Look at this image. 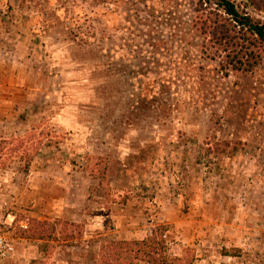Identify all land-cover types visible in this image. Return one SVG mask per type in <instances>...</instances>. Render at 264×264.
<instances>
[{"label": "rangeland", "instance_id": "obj_1", "mask_svg": "<svg viewBox=\"0 0 264 264\" xmlns=\"http://www.w3.org/2000/svg\"><path fill=\"white\" fill-rule=\"evenodd\" d=\"M214 9L0 0L2 264H144L114 245L158 226L191 264H264V59L227 65Z\"/></svg>", "mask_w": 264, "mask_h": 264}, {"label": "trees", "instance_id": "obj_2", "mask_svg": "<svg viewBox=\"0 0 264 264\" xmlns=\"http://www.w3.org/2000/svg\"><path fill=\"white\" fill-rule=\"evenodd\" d=\"M207 1L214 4L215 9L214 11L198 10L197 27L208 37L210 47L224 54L225 63L233 70L251 71L264 59V21L253 19L245 12H240L231 0ZM246 2L256 10L264 12V0H246ZM2 149L0 138V151ZM45 225L40 223V226ZM165 233L166 229L158 226L142 241L114 246L118 248L119 245H124L123 250L133 252V260H141L144 264H191L167 253ZM32 237L42 239L44 235L35 231Z\"/></svg>", "mask_w": 264, "mask_h": 264}, {"label": "built area", "instance_id": "obj_3", "mask_svg": "<svg viewBox=\"0 0 264 264\" xmlns=\"http://www.w3.org/2000/svg\"><path fill=\"white\" fill-rule=\"evenodd\" d=\"M11 224H12V220H10V222H7V221L3 222L2 219L0 218V264L10 260L14 254V247H13L12 242L8 240L5 237L4 233L1 231L2 225H7L10 227ZM19 226L22 229L27 228V224L24 221H20Z\"/></svg>", "mask_w": 264, "mask_h": 264}]
</instances>
